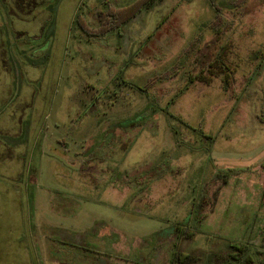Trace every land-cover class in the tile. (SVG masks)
<instances>
[{
	"label": "rangeland",
	"instance_id": "rangeland-1",
	"mask_svg": "<svg viewBox=\"0 0 264 264\" xmlns=\"http://www.w3.org/2000/svg\"><path fill=\"white\" fill-rule=\"evenodd\" d=\"M104 1L0 0V264H166L176 226L264 264V0H155L90 36Z\"/></svg>",
	"mask_w": 264,
	"mask_h": 264
},
{
	"label": "trees",
	"instance_id": "trees-1",
	"mask_svg": "<svg viewBox=\"0 0 264 264\" xmlns=\"http://www.w3.org/2000/svg\"><path fill=\"white\" fill-rule=\"evenodd\" d=\"M155 0H135L133 3L121 6L116 0H105L104 8H99L97 11V24L90 25L85 21L81 14L76 17V23L86 34L90 36H99L104 33L121 27L137 16L143 9L149 7ZM246 0H232V5L243 4ZM216 14L210 23V27L219 32L223 25V15L218 5L215 6ZM227 46H224L226 48ZM195 45H192L189 53L193 52ZM222 52L225 53V49ZM222 60V59H221ZM218 58L210 61L208 70L213 75H225L226 80L230 77L229 66L227 68L221 63ZM202 81L209 82L212 80V75H199ZM229 174L224 177V183L228 181ZM220 187H218L219 189ZM217 197V196H216ZM264 198V197H263ZM203 199L199 204L203 203ZM171 232V231H170ZM196 231L190 227L176 226V229L171 232L170 237L174 236V246L171 256L167 264H256L257 259L251 251L248 243L239 241H228L223 248L206 250L200 247H191ZM258 253L262 251L257 249ZM260 263L264 262V257L259 259Z\"/></svg>",
	"mask_w": 264,
	"mask_h": 264
},
{
	"label": "crops",
	"instance_id": "crops-1",
	"mask_svg": "<svg viewBox=\"0 0 264 264\" xmlns=\"http://www.w3.org/2000/svg\"><path fill=\"white\" fill-rule=\"evenodd\" d=\"M171 253H172V250H171ZM170 256H171V255H170ZM169 258H170V257H169ZM168 260H169V259H168ZM167 263H168V262H167ZM167 263H166V264H167Z\"/></svg>",
	"mask_w": 264,
	"mask_h": 264
}]
</instances>
